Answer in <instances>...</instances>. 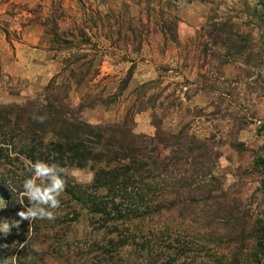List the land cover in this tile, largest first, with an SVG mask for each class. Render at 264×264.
Here are the masks:
<instances>
[{"label":"rangeland","instance_id":"1","mask_svg":"<svg viewBox=\"0 0 264 264\" xmlns=\"http://www.w3.org/2000/svg\"><path fill=\"white\" fill-rule=\"evenodd\" d=\"M256 4L0 0V107L63 105L66 114L93 126L126 123L134 135L147 138L159 131L187 132L209 147L220 182L213 198L200 203L201 210L219 216L209 217L216 223L211 230L202 231L194 217L182 219V209L173 213L177 233L199 241L198 254L191 250L179 257L174 248L142 249L143 240L155 243L158 233L148 234L157 227L153 223L168 219L148 221L145 229L130 226L122 238L121 228L105 223L107 218L89 217L76 185L91 184L94 170L66 168L65 186L72 192H63L52 220H28L17 229L27 200L13 212L0 197V208L6 209L0 211V225H9L0 232V264H264L263 176L255 166L264 158V33L250 25L254 19L244 10ZM219 29L242 34L241 39L218 42ZM34 40L38 45L32 49L27 41ZM23 44L32 52L25 57L34 60L24 73L16 54ZM51 61L52 79L37 78ZM20 134L14 133L0 159V175L13 178L22 191L31 175L25 161L32 156L22 149ZM228 215L249 225L244 247L226 240L230 222H236Z\"/></svg>","mask_w":264,"mask_h":264},{"label":"trees","instance_id":"2","mask_svg":"<svg viewBox=\"0 0 264 264\" xmlns=\"http://www.w3.org/2000/svg\"><path fill=\"white\" fill-rule=\"evenodd\" d=\"M244 10L254 19L250 25L264 33V0H257L253 7L245 5ZM217 34L221 36L218 42L223 39L224 44L231 43V38L235 37L239 41L242 36L229 34L225 29H219ZM260 45L264 47V42ZM241 53L246 55L244 48ZM30 105L0 107V159L8 151V144L13 142L14 133H21L24 135L21 147L32 156V162L52 161L65 168L94 170L91 184L76 185L79 205L87 207L93 220L107 218L105 223L109 221L114 228H121L120 235L124 238L130 226L145 229L146 222L165 218L168 219L166 224L153 223L152 228L157 227L148 232L158 233L155 243L150 245V241L143 240L142 249L150 252L174 248L179 257L191 250L197 253L194 247L199 241L193 238L194 234L183 237L177 233L173 213L184 210L180 217H194L202 231L216 226L214 218L209 217L214 216L216 220L219 216L200 209V203L211 200L220 184L213 174L210 149L204 142L184 131L177 134L159 131L152 138L136 136L126 123L93 126L66 114L63 105L56 109L53 104L51 107L40 102ZM34 116H44L45 120L40 123L33 119ZM255 166L262 172L264 195V158L258 157ZM16 185L13 178L0 175V197L3 195L6 209L13 212L24 206L19 203L23 197L20 198L22 191ZM64 191L72 192L68 185ZM6 209L1 207L0 211ZM227 217L236 222H230L231 231L226 240L244 247L249 225L239 223L237 216ZM27 222L18 220L15 227L23 229ZM260 232L264 240V228Z\"/></svg>","mask_w":264,"mask_h":264},{"label":"clouds","instance_id":"3","mask_svg":"<svg viewBox=\"0 0 264 264\" xmlns=\"http://www.w3.org/2000/svg\"><path fill=\"white\" fill-rule=\"evenodd\" d=\"M33 119L40 123L45 120L44 116H34ZM25 166L29 177L22 182L21 205H27L24 210L19 212L21 220L54 219V210L60 207L61 196L65 188L64 176L67 169L58 163H49L47 161L36 160L25 161ZM9 225L7 223L0 225V232H7Z\"/></svg>","mask_w":264,"mask_h":264},{"label":"crops","instance_id":"4","mask_svg":"<svg viewBox=\"0 0 264 264\" xmlns=\"http://www.w3.org/2000/svg\"><path fill=\"white\" fill-rule=\"evenodd\" d=\"M27 42L29 43L31 48L32 47H36L38 45V41L37 40L27 41ZM27 47H28V51H29V49H31V48L28 46V44H26V45L23 44V45H21V46L16 48L17 58L19 59V60H17V65H18L19 70H22V73L25 72L26 68L29 71L33 67L32 64L34 63V60H31L30 57H28V59L25 57L26 55H29V56L32 55V52H27V50H26ZM34 51H36V49H34ZM33 56L34 57L35 56L38 57V55H36V54H34ZM43 74H44L43 75L44 77L41 76V77H37V78H40L41 80L47 81V82L50 81L52 79V77L56 74L53 61H51V63L49 64V67H46L43 70ZM28 76H29V74H28Z\"/></svg>","mask_w":264,"mask_h":264}]
</instances>
